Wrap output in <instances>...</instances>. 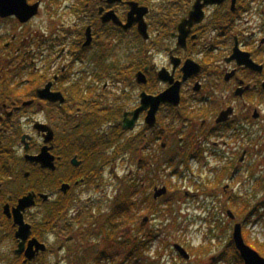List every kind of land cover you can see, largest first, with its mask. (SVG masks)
<instances>
[{"label":"flooded vegetation","instance_id":"obj_1","mask_svg":"<svg viewBox=\"0 0 264 264\" xmlns=\"http://www.w3.org/2000/svg\"><path fill=\"white\" fill-rule=\"evenodd\" d=\"M167 1L25 0L27 6H36L35 14L28 20L22 21L16 13L7 16L0 14V237H14L16 246L13 254H16L19 239L15 233L18 226L4 208L8 205L12 213L22 196L34 193V203L25 208L22 214L24 221L30 224L28 240L36 238L44 243L45 250L39 251L34 259L26 262H38L41 254L53 250L50 241L44 237L55 235L71 237V240L74 235H64L55 229L62 230L64 226L70 225L62 222L70 210H75L77 203L94 210L102 205L105 196L110 198L106 186L115 187L116 191L104 219L107 213L111 217L115 210L125 212L126 202L121 201V198L125 194L127 196V174L119 176L115 168L126 159V155L134 158L140 152L150 150L154 142L164 136L155 129L165 110L169 113L167 118H171V136L175 125L180 122L178 132L186 137H178V140L183 141L190 136L191 145H194V132H199L206 124L208 111L205 109L214 101L211 100L213 96L222 101V108L214 119L217 126L211 128V132L216 129L219 133H225L229 128L230 139L238 140L239 134L243 132L244 139L241 141L246 142L245 135L251 132L248 127L250 119L261 116L254 100L256 94H264V26L253 27L248 21L254 18L253 8L256 5L264 13V0H234L233 9L232 0L205 5L203 18L192 25L185 46L178 43V25L188 16L196 0ZM226 1H229L228 12L232 13V26L229 29L233 30L225 31L216 26L208 29L204 22L207 10H217ZM131 2L148 9L144 15L149 36L146 40L138 32L137 23L129 28L123 27L128 20ZM110 12L120 23L113 19L103 21V17ZM241 15H249L248 25L242 30L234 29ZM37 18L42 23L40 41L31 40V34L25 36L17 33L16 26L21 30ZM6 21L9 27L7 24L4 26ZM130 30L136 31L143 46L135 57L130 54L129 60L127 57L118 59L112 47L99 41L111 31L126 33ZM208 31L215 34L211 39L213 41H204ZM87 32L91 40L90 44L85 45ZM221 36L223 40L216 41ZM28 42H34L38 47L27 49ZM97 47L101 49L100 52L96 51ZM221 52L224 56L219 59L218 54ZM235 53L238 57L231 58ZM30 57H33L31 67L34 71L24 81H20L21 72L26 70V66H20L30 64ZM159 57L164 59L161 63H158ZM241 59L250 60L260 69L240 63ZM187 60L197 63L200 70L183 80V66ZM79 65H87V68L76 69ZM162 69L171 77L170 83L160 79L159 72ZM37 71L40 74L34 73ZM139 72L145 76V82L138 81ZM177 81H180L179 103L173 104L169 100L159 102L153 125L146 121L151 110L150 104L139 111L132 126L124 125L133 119V112L143 107L145 96L157 97ZM216 82L227 86L224 88L226 94L209 88ZM131 86L137 87V90ZM42 88L46 91H42V96H39L38 90ZM35 108L41 116L33 120L32 131L29 132L21 117H25L28 111H35ZM220 116L226 119L217 121ZM40 125L45 127L44 131H38ZM49 130L52 131V139L45 142ZM143 130L149 133L141 134ZM144 138L147 143L139 142ZM45 146L50 147L49 153L54 157V169L43 168L39 163L25 158L26 154H38ZM161 146H165L164 141ZM246 152L249 150L243 148L236 154L237 159L242 160ZM191 154H184L183 161L206 160L215 156L211 153L208 155L210 157ZM175 158L176 154L171 153V162ZM152 161L154 157L150 154L146 158L139 157L134 172L140 173L145 167L151 170L154 166ZM21 178L25 180L23 184H19ZM136 183L131 180L129 188L132 186V190H128V195L131 194L133 199L139 193L134 186ZM97 190L100 194L96 199L92 196L83 198V193ZM154 191L152 195L155 200ZM185 195L193 199L200 198L202 192L197 189L193 193L187 191ZM208 195L217 201L215 204L223 205L216 199V193L211 191ZM131 207L135 208L136 204L131 203ZM113 213L116 218L120 215L118 212ZM99 219L100 215H97L95 221ZM112 219L107 223L112 224ZM232 241L229 239L227 246ZM63 248L64 243H61L57 250ZM171 249L178 254L179 259L192 262L193 257L185 258L177 251L176 243L172 244ZM17 255L26 263L23 254ZM233 255L238 254L234 252ZM105 257H109V254L106 253ZM215 260L219 263L221 256ZM56 263L60 264L58 261L52 264Z\"/></svg>","mask_w":264,"mask_h":264},{"label":"rangeland","instance_id":"obj_2","mask_svg":"<svg viewBox=\"0 0 264 264\" xmlns=\"http://www.w3.org/2000/svg\"><path fill=\"white\" fill-rule=\"evenodd\" d=\"M228 4L229 1H226V4L218 7L217 10H214L215 8L207 10L204 22L208 29L211 30L215 24H218L225 31L233 30L229 29L232 26V16L228 12ZM257 8H259L257 5L253 8L255 16L248 22L253 27L262 28L264 13ZM248 16L241 15L234 29L242 30L245 25H248ZM6 24L9 27L7 21L4 26ZM41 27L40 18H37L21 30L16 26V30L21 35L31 34V40H39ZM213 32L216 34V30ZM213 32L208 31L207 39L204 41L210 42L212 37H215ZM137 36L135 30L126 33L111 31L99 41L112 47V52H115L114 56L118 59L124 60L127 57L129 60L130 54L135 57L143 46L141 39ZM221 39L223 40V36L216 41H222ZM29 42L27 49L38 47V44H33L34 42L29 44ZM100 50L96 48L97 52ZM218 55L220 59L224 53L221 52ZM32 59L33 57H30L28 62L30 64L20 66V68L26 66V70L21 72L20 81H24L34 71L31 67ZM163 60L159 57L158 63ZM83 68L86 69L87 65L76 67L79 70ZM34 73L40 74V71ZM5 75L8 76V74ZM117 87L120 88V86ZM131 88L137 90V87L131 86ZM209 88L223 94L227 93L224 89L227 86L220 82H216ZM211 100L214 101L205 109L208 111L206 124L198 130L199 132L196 128L197 133L193 134L194 145H191L189 141L190 136L183 141L178 140V137L183 139L186 137L178 132L180 122L175 125L171 136V118H167L169 113L165 110L159 126L155 129L158 132L161 131L159 134L164 136H160L150 150H144L134 158L126 155V159L118 163L116 172L119 176L127 174L128 190H132V186L129 188V185L130 181L134 180L137 181L134 186L139 193L135 199L131 198V194L128 195V190L127 196L126 194L121 196V201L126 202L125 212L124 210L113 211L120 215L116 218L112 212V224L107 223L111 219L110 214L107 213L106 220L104 215L109 212L108 207L116 188L106 186L108 193L110 191L108 195L110 198L105 196L102 205L94 210L77 203L75 210H70L67 218L62 222L70 225L64 226L62 230L55 229L59 233L74 235V237L71 240V237H55V235L44 237L50 241L49 245L53 250L41 254L38 257L40 261L33 264L42 262L52 264L56 261L60 264H244L232 241L236 224L241 227L244 242L264 257V94L255 95L254 102L261 116L250 119L248 127L251 128V132L248 136L245 135L246 142L241 141L243 132L236 140L229 138V128L225 130V133H219L216 129H213V132L210 131L216 125L214 119L222 108V101L219 98L213 96ZM25 114V117H21V121L27 124L26 130L30 132L33 120L41 115L36 108L35 111L33 109ZM166 125L168 127H165ZM143 132L149 133L148 130H143L141 134ZM143 141L148 142L145 138L139 140V142ZM163 141L165 146L162 147ZM249 142L254 143L248 144ZM243 148H247L249 152L243 155L242 160H238L236 154H239ZM187 152L192 153L191 155H204V157H210L208 156L210 153L215 156L212 155L206 160L186 162L183 161V156ZM171 153L176 154L174 162H171ZM149 154L154 157V161L151 162L154 164L152 169L147 170L145 167L140 173L134 172L137 159L146 158ZM24 181L21 178L19 184H23ZM162 187L166 188V193L154 200L153 191ZM197 189L202 192L200 198L186 197L185 192L193 193ZM211 191L217 194L216 199L223 205L215 204L216 200L208 195ZM99 194L100 191L97 190L82 195L84 199L88 196L96 199ZM131 203H135L136 207L132 208L134 205L131 207ZM78 208L80 210L76 211ZM39 210L40 208L37 209L38 212ZM74 213H76L75 216L70 215ZM97 215H100L98 222L95 221ZM229 239L232 242L227 246ZM61 243H64V248L58 251L57 248ZM173 243L183 248L189 259L193 257L192 262L179 259L178 254L171 249ZM15 246L14 237H0V264H15L17 261L13 254ZM234 252L238 255H233ZM106 253L109 257H105ZM219 255L221 260L217 263L220 258L215 259ZM211 256L215 259H210Z\"/></svg>","mask_w":264,"mask_h":264},{"label":"water","instance_id":"obj_3","mask_svg":"<svg viewBox=\"0 0 264 264\" xmlns=\"http://www.w3.org/2000/svg\"><path fill=\"white\" fill-rule=\"evenodd\" d=\"M224 0H196L192 6V9L189 11V14L187 17L183 18L181 22L178 25V34L176 35L178 38V43L182 46H185V39L188 35V33L191 30V27L194 23L200 22L203 18V7L205 5L209 4H221ZM131 10L128 13V20L127 23L123 25L124 28L131 27L134 23H137V29L138 32L142 35V37L146 40L148 39V32H147V25L144 21V15L147 13L148 9L143 6H139L135 2H131ZM234 5V0H232V9ZM35 7L36 6H27L25 0H0V14L1 16H7L12 13H16L17 16L22 21L28 20L32 15L35 14ZM21 12V13H20ZM110 19H113L115 22L120 23V21L117 20V18L114 16L112 12L106 14L103 17V21H108ZM91 35L89 32H87V40L85 42V45L90 44ZM238 57L236 53L232 55L231 58ZM240 63H245L247 66L254 67L256 69H260V67H257L254 63H252L248 59H241L239 60ZM200 70V67L197 63H195L192 60H187L183 66V80H185L189 75L196 73ZM160 79L171 82V77L168 75L167 71L165 69H162L159 72ZM138 81L139 82H145V76L139 72L138 73ZM179 87H180V81L175 82L172 86L167 88L165 91H163L159 96L157 97H151V96H145L146 98H143V107L137 109L135 112H133V119L129 121V124H124L125 126H132L134 123L135 118L138 116L139 111L144 108L146 105H151V110L149 111L146 121L149 123V125H153L155 122V110L161 101H170L173 104L179 103ZM42 91H46V89H39L38 95L42 96ZM226 118H223L220 116L217 121H223ZM45 127L43 125H40L38 127V131H44ZM52 131L49 130L48 135L45 137V142H48L52 139ZM25 136L22 138L24 140ZM50 147H42L41 151L36 155L26 154L25 158L26 160L30 162L39 163L41 167L43 168H50L54 169V157L50 155L49 153ZM166 193V188L162 187L160 189L155 190L154 198L156 199L158 196H162ZM34 193H28L27 195L22 196L18 200V204L12 209V213H10V210L8 208V205L5 206V212L8 214V216H12L14 220V224L18 226V229L15 233L16 238L19 239L18 247L15 250L16 254H23L25 259L24 262L30 261L35 258L36 254L39 251L45 250L44 243L39 242L36 238H31L28 240V236L30 234V224L26 223L23 218L22 212L25 210V208L31 206L34 203ZM28 241V242H27ZM233 241L236 245L237 250L240 253L241 258L244 261V264H264V258L259 255V253L249 247L245 242L241 234V227L239 224H236L233 232ZM27 242V246L25 247V243ZM176 249L181 255H183L185 258L188 256L179 245H176ZM57 264V263H56Z\"/></svg>","mask_w":264,"mask_h":264},{"label":"trees","instance_id":"obj_4","mask_svg":"<svg viewBox=\"0 0 264 264\" xmlns=\"http://www.w3.org/2000/svg\"><path fill=\"white\" fill-rule=\"evenodd\" d=\"M230 13V12H229ZM230 15H232V13H230ZM214 26H216L217 28H219V29H223L220 25H218V24H215ZM39 169V168H38ZM22 176V175H21ZM143 243H145V241L143 242ZM15 259L17 260L16 262H15V264H33V261L32 262H26V263H23V261L21 260V258L17 255V254H15Z\"/></svg>","mask_w":264,"mask_h":264}]
</instances>
